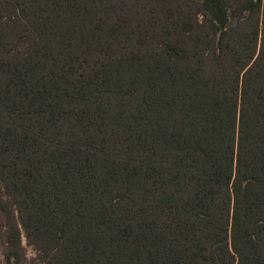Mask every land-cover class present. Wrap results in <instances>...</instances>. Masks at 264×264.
I'll use <instances>...</instances> for the list:
<instances>
[{
  "label": "trees",
  "instance_id": "trees-1",
  "mask_svg": "<svg viewBox=\"0 0 264 264\" xmlns=\"http://www.w3.org/2000/svg\"><path fill=\"white\" fill-rule=\"evenodd\" d=\"M201 12L216 39L191 16L136 36L111 0H0L8 261L24 232L45 264H264V48L228 38L223 0Z\"/></svg>",
  "mask_w": 264,
  "mask_h": 264
},
{
  "label": "rangeland",
  "instance_id": "rangeland-1",
  "mask_svg": "<svg viewBox=\"0 0 264 264\" xmlns=\"http://www.w3.org/2000/svg\"><path fill=\"white\" fill-rule=\"evenodd\" d=\"M226 5L229 23L227 29L230 31V38L238 45L250 42L251 50L259 54L264 48V9L243 10L244 0H223ZM114 6H118L126 12L132 14L133 24L142 22L143 26H135L136 36H141V30L152 28L160 33H166L167 27L173 31L177 26V31L182 29V16H191L199 20L204 27V34L208 40L216 39L208 17L201 12L202 0H111ZM259 26V34L255 35L253 30ZM154 34L153 32L149 35ZM182 34V33H180ZM183 35V34H182ZM219 37V36H218ZM249 38V40H247ZM1 220V219H0ZM1 225V224H0ZM22 246L24 250L23 258L15 263L8 261L6 257V237L5 229L0 226V264H45L40 253L22 234Z\"/></svg>",
  "mask_w": 264,
  "mask_h": 264
}]
</instances>
